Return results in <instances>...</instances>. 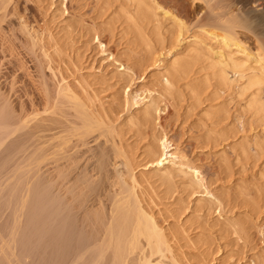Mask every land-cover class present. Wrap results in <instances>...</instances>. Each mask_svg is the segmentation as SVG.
<instances>
[{
	"label": "bare ground",
	"instance_id": "6f19581e",
	"mask_svg": "<svg viewBox=\"0 0 264 264\" xmlns=\"http://www.w3.org/2000/svg\"><path fill=\"white\" fill-rule=\"evenodd\" d=\"M12 1L0 0V23L16 13ZM96 1L102 4V14L112 13L106 29L129 35L135 54L139 53L135 60L144 71L148 67L156 71L164 94L178 99L186 96L192 107L209 100L202 114L211 125L205 141L215 143L233 136L234 128L224 124L229 109L215 100L221 91L231 90L234 81L240 96L250 91L243 98V111L264 121L259 93L264 85V0H189L196 11L189 25L155 0ZM189 31L215 45L183 44ZM92 32L93 39L96 31ZM24 34L21 46L30 55H36L37 47L51 69L44 46L47 36L29 29ZM48 37L53 39L50 33ZM243 37L251 40L253 51ZM35 63L40 78L42 63ZM245 70L250 71L248 75L230 79V73ZM63 80L52 88L47 80L41 81L42 88L37 83L44 97L42 113L34 109L25 115L27 111L19 108L17 114L0 95V208L10 215L8 237L3 239L0 233V264H185L184 257L183 262L175 255L173 244L182 238L192 241L191 226L159 224L144 202L134 172L138 166L160 163L163 148L152 140L134 161L122 143L127 131L115 123L118 117L111 115L112 110L99 109L86 91ZM133 105L126 98L118 103L115 115L121 110L130 112ZM137 113L126 119V130L134 124L153 123L152 106ZM263 131L234 145L241 160L262 158ZM83 155L84 161L79 162ZM157 181L166 193L177 187L169 172L161 173ZM249 185L234 193L250 210L249 216L245 212L226 225L235 234L245 232L250 217L263 204L264 185ZM187 188L193 191L195 185L188 182ZM207 238L199 234L193 242L202 244ZM24 256L31 260L26 262ZM200 256V261L207 257L202 251Z\"/></svg>",
	"mask_w": 264,
	"mask_h": 264
},
{
	"label": "rangeland",
	"instance_id": "374dc122",
	"mask_svg": "<svg viewBox=\"0 0 264 264\" xmlns=\"http://www.w3.org/2000/svg\"><path fill=\"white\" fill-rule=\"evenodd\" d=\"M155 2L178 16L186 25L194 20L196 11H193L194 5L189 0ZM12 3L16 13L8 15L0 23V95L11 108L17 110V114L21 110L23 113L27 111L25 115L32 114L34 109L41 112L44 105L43 93L40 92L43 86L41 81L47 80L46 83L52 88L54 83L63 78L71 87L86 91L99 109L112 110L111 115L118 117L115 123L124 132L127 131L122 137V143L133 154L134 161L139 160L137 155L152 140L160 149L163 148L164 155L160 163L138 166L134 172L142 196L145 197L144 202L159 224L170 228L177 224L191 226L192 241L182 238L174 243L175 255L178 254L181 259L184 257L185 262L182 261L185 264H264V200L260 211L250 217L245 232L235 234L226 229L229 222L244 217L245 212L246 216L250 214V210L239 198H235L237 188L245 184L264 185V155L257 160H241L234 146L241 140L261 134L264 128V121H257L258 116L252 117L243 111V101L250 91L240 96L237 81H234L231 90L220 92V97L215 101L227 105L230 117L224 124L234 128L233 136L210 143L204 140V135L211 129V125L202 117L209 100L192 107L186 96L178 99L164 94L156 71L151 67L144 71L135 60L139 53L135 54L137 49L133 50L129 35H125L124 31L115 30L111 33L106 29L105 23L112 13L106 10L102 14L100 1L13 0ZM26 29L47 36L44 46L46 54L51 58V69L47 67V61L42 58L37 47L36 55L35 52L31 53L36 56L33 58L28 50L26 52L25 46H21ZM93 30L96 32L92 39ZM10 32L15 35L11 36ZM49 33L53 39L48 37ZM186 36L183 41L185 45L193 46L195 42L215 45L213 41L192 31L187 32ZM247 38L243 40L253 51L254 45ZM37 60L42 63V80L35 68ZM249 72L230 73L229 77L236 80ZM240 81L244 82V79ZM39 82L41 85L37 84ZM259 93L264 102V85ZM126 98L134 103L130 112L121 110L115 115L118 103L126 101ZM145 106H152L153 123H147V126L134 124L126 130V119L137 117V112ZM79 159V162L84 161V155ZM164 172L172 173L177 186L174 192L166 193L163 186L159 185L158 176ZM188 182L195 185L193 191L188 190ZM173 209L179 210L171 212ZM0 210V233L6 239L10 227L9 210ZM199 234L208 237L202 244L193 242ZM201 251L207 255L203 261H200ZM24 258L31 260L27 256Z\"/></svg>",
	"mask_w": 264,
	"mask_h": 264
}]
</instances>
